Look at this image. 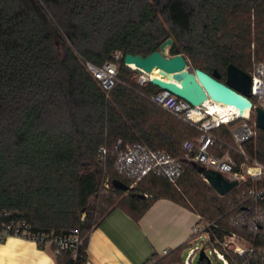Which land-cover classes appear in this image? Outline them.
<instances>
[{
    "label": "trees",
    "instance_id": "16d2710c",
    "mask_svg": "<svg viewBox=\"0 0 264 264\" xmlns=\"http://www.w3.org/2000/svg\"><path fill=\"white\" fill-rule=\"evenodd\" d=\"M167 38L168 56L181 54L224 83L229 64L249 70L252 44L256 61L264 62V0H0V228L21 219L39 233L79 229L87 248L90 232L113 209L136 221L164 198L198 214L202 224L214 222L211 238L232 230L253 240L235 222L245 210L229 205L233 191L218 195L185 160L182 143L199 132L151 103L145 95L157 89L139 84L123 58L120 83L108 94L86 68L100 67L116 51L147 56ZM214 133L229 143L227 126ZM118 143L165 150L185 170L175 183L150 173L130 191L116 187L113 180L134 181L114 169ZM101 146L109 150L105 169ZM245 147L264 165V130L258 127L255 143ZM189 246L144 264H181ZM55 260L72 263L68 252Z\"/></svg>",
    "mask_w": 264,
    "mask_h": 264
},
{
    "label": "built area",
    "instance_id": "2783aa9c",
    "mask_svg": "<svg viewBox=\"0 0 264 264\" xmlns=\"http://www.w3.org/2000/svg\"><path fill=\"white\" fill-rule=\"evenodd\" d=\"M121 58H123L121 52L116 51L112 58L100 67L86 63L87 70L107 94L120 83L118 66ZM124 65L134 70L130 64L124 63ZM247 73L251 77L249 99L252 107L246 116L232 115L230 111L213 110L206 104L207 101L210 105L215 102L210 98L200 105H192L170 91L150 83V78L153 76L166 80L162 75L159 77L150 73L148 78L136 73V81L139 84H150L157 89L145 95L151 103L199 132L195 140H185L182 143L185 160L204 166L208 170L218 171L229 181H236V185L224 195L233 191L229 205L232 208L242 206L245 210L235 222L253 238L251 240L246 235L232 230H227L221 239L211 238V227L216 225L214 222L194 224L191 229L192 240L194 242L196 238L201 237L200 242L203 246L199 248L192 246L191 243L188 257L181 264H192L193 257L199 254L201 249L209 264L211 260L206 255V250L221 264H264V165L243 149L246 143L257 136L256 109L264 110V62L253 61ZM221 126H227L237 149L214 133V130ZM119 143L114 147V169L120 176L134 179L128 185L131 188L150 173L175 183L185 170L184 161L165 150L151 149L142 143L126 144L119 148ZM233 150L241 158L239 162L231 155ZM108 153L109 150L105 146H101L98 150V162L104 169ZM199 175L209 185L205 177ZM109 187V181L105 178L103 188L109 189ZM9 214V212L3 213L4 216ZM84 217L85 214L82 213L81 221ZM9 236L31 240L40 248H49L55 257L68 252L72 260L71 264H80L84 253L86 254V248L83 247L84 237L79 229H72L67 234L59 235L39 233L33 231L25 220L10 219L0 228V241ZM167 252V250L163 251L164 254Z\"/></svg>",
    "mask_w": 264,
    "mask_h": 264
},
{
    "label": "crops",
    "instance_id": "0c3cea01",
    "mask_svg": "<svg viewBox=\"0 0 264 264\" xmlns=\"http://www.w3.org/2000/svg\"><path fill=\"white\" fill-rule=\"evenodd\" d=\"M198 214L168 199H157L138 219L115 208L90 232L84 264H144L152 255L190 245ZM0 264H56L49 248L9 236L0 241Z\"/></svg>",
    "mask_w": 264,
    "mask_h": 264
},
{
    "label": "water",
    "instance_id": "95a60500",
    "mask_svg": "<svg viewBox=\"0 0 264 264\" xmlns=\"http://www.w3.org/2000/svg\"><path fill=\"white\" fill-rule=\"evenodd\" d=\"M171 45L172 39L167 38L159 45L158 50L147 56L125 54L123 63L134 64V71L148 78L155 68L159 69L160 74L166 80L153 76L150 78V83L160 89L170 91L192 105H200L210 98L215 102L235 107L239 114H242L244 109L252 107V102L249 99L251 77L246 71L241 70L234 64H229L226 67V82H220L216 72L208 74L200 69L192 68L183 55H166L165 50ZM255 119L257 126L264 130L263 109H256ZM194 165L197 172L202 174L209 185L220 195L226 194L236 185V181H229L218 171L208 170L197 163H194ZM112 183L114 186L126 191L132 189L120 181L113 180ZM137 195L145 196L144 194ZM202 258H206V256L201 249L198 259Z\"/></svg>",
    "mask_w": 264,
    "mask_h": 264
},
{
    "label": "rangeland",
    "instance_id": "374dc122",
    "mask_svg": "<svg viewBox=\"0 0 264 264\" xmlns=\"http://www.w3.org/2000/svg\"><path fill=\"white\" fill-rule=\"evenodd\" d=\"M251 49H252V52H251V58H250V60H251V63H252L253 61H256V60H257L256 57H255L254 51H253V44L251 45ZM165 54L168 55V48L165 50ZM229 136H230V135H229ZM228 141H229V143H230L235 149H237V146H236L235 143L232 141L231 137L228 139ZM255 141H256V138H255L254 140H252V142H254V143H255ZM243 149H244L245 152L247 153V150H246L245 145L243 146ZM231 155H232L233 157H235L236 160H237L238 162L241 160V158L237 155V152H236L235 150H233V151L231 152ZM200 177H201V176H200ZM201 178H202V177H201ZM200 240H201V237L196 238L195 241L192 242V246H197V247H199V248L202 247V246H203V243L200 242ZM188 252H189V247H188L187 249H184V250L182 251V254H181V263L185 262V260L187 259V257H188ZM198 255H199V254L197 253V254L193 257L192 264H198ZM206 255L210 258V260H211V264H221V262L218 261V260H216L215 257H214L211 253H209L208 250H206Z\"/></svg>",
    "mask_w": 264,
    "mask_h": 264
},
{
    "label": "bare ground",
    "instance_id": "6f19581e",
    "mask_svg": "<svg viewBox=\"0 0 264 264\" xmlns=\"http://www.w3.org/2000/svg\"><path fill=\"white\" fill-rule=\"evenodd\" d=\"M130 67L135 68L134 64H130ZM151 74L159 76V77L161 75L160 71L157 68H155ZM206 104L209 105L210 108L213 110L218 109V110H222V111H230L229 113L232 115L239 114L238 110L231 105H227V104H224L221 102H213L210 105V103L208 101L206 102ZM248 112H249V109L246 108V109H244L242 114L246 116L248 114Z\"/></svg>",
    "mask_w": 264,
    "mask_h": 264
},
{
    "label": "flooded vegetation",
    "instance_id": "af4514ba",
    "mask_svg": "<svg viewBox=\"0 0 264 264\" xmlns=\"http://www.w3.org/2000/svg\"><path fill=\"white\" fill-rule=\"evenodd\" d=\"M225 83V82H224Z\"/></svg>",
    "mask_w": 264,
    "mask_h": 264
}]
</instances>
